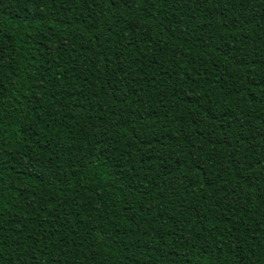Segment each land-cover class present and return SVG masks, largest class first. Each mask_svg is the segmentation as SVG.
Returning a JSON list of instances; mask_svg holds the SVG:
<instances>
[{"label":"trees","instance_id":"trees-1","mask_svg":"<svg viewBox=\"0 0 264 264\" xmlns=\"http://www.w3.org/2000/svg\"><path fill=\"white\" fill-rule=\"evenodd\" d=\"M0 264H264V0H0Z\"/></svg>","mask_w":264,"mask_h":264}]
</instances>
